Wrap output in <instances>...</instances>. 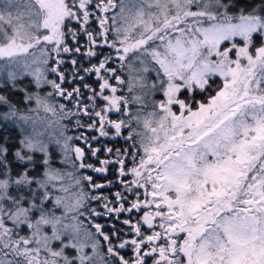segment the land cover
Listing matches in <instances>:
<instances>
[{
  "label": "snow or ice",
  "instance_id": "6c2138e0",
  "mask_svg": "<svg viewBox=\"0 0 264 264\" xmlns=\"http://www.w3.org/2000/svg\"><path fill=\"white\" fill-rule=\"evenodd\" d=\"M0 264H264V0H0Z\"/></svg>",
  "mask_w": 264,
  "mask_h": 264
},
{
  "label": "trees",
  "instance_id": "16d2710c",
  "mask_svg": "<svg viewBox=\"0 0 264 264\" xmlns=\"http://www.w3.org/2000/svg\"><path fill=\"white\" fill-rule=\"evenodd\" d=\"M228 44V42H225V45H227ZM217 83H219V81L217 80ZM213 87H215V85H213Z\"/></svg>",
  "mask_w": 264,
  "mask_h": 264
}]
</instances>
